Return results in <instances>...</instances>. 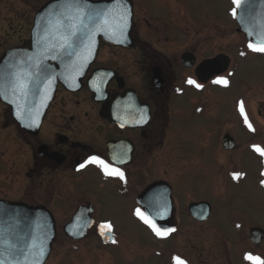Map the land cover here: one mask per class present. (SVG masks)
Listing matches in <instances>:
<instances>
[{
	"label": "rangeland",
	"instance_id": "obj_1",
	"mask_svg": "<svg viewBox=\"0 0 264 264\" xmlns=\"http://www.w3.org/2000/svg\"><path fill=\"white\" fill-rule=\"evenodd\" d=\"M44 1L38 0V7ZM33 2L20 3V15L11 24L7 3L0 0V22L6 19L5 25L0 24V51L16 44L8 40L28 38L29 21L37 14ZM178 8L184 28L194 36L177 48L163 43L160 47L223 54L229 60V72L218 79L227 84L214 86L209 101L204 96L193 105L190 94L176 104L183 114L174 115L168 124L170 165L155 164L145 172L150 173V181L155 177L171 185L177 203L175 231L169 239L158 238L136 214L131 191L122 197L110 185L87 186L94 217L111 225L114 242L101 244L94 228L81 242L72 243L62 227L76 202L71 196V201L50 198L47 206L55 215L57 238L46 264H177V259L184 264H251L246 259L249 254L264 259V239L256 246L248 239L251 228L264 230V156L255 151V147L264 149V54L252 52L246 39L236 33L233 0H182ZM153 9L165 11L164 6ZM225 133L236 142L232 153L221 148ZM23 146L18 163L22 175L29 161ZM198 201L212 209L205 223L194 221L188 212L189 205Z\"/></svg>",
	"mask_w": 264,
	"mask_h": 264
},
{
	"label": "flooded vegetation",
	"instance_id": "obj_2",
	"mask_svg": "<svg viewBox=\"0 0 264 264\" xmlns=\"http://www.w3.org/2000/svg\"><path fill=\"white\" fill-rule=\"evenodd\" d=\"M4 1L7 3L5 11L12 18L7 21L11 23L13 20L16 22L20 15L18 5L29 0ZM37 1L34 0L33 4L38 12L50 0H45L39 7ZM129 1L134 14L129 33L131 46L123 47L101 40L81 80L80 89L72 92L58 84L34 137L20 130L10 108L0 99V201L44 207L51 212L56 224L55 215L47 206L48 200L59 198L71 201V196L76 205L67 211L72 214L62 231L80 207L91 208V217L95 222L91 230L95 228L99 239L98 225L106 222L95 219V205L87 198L86 187L110 185L122 197L131 191L137 208L144 212L137 203L140 194L153 183H168L155 177L150 181V173H146L155 164L161 168L170 165L167 148L170 146L171 130L168 124H172L174 115L183 114V109L177 108L176 104L190 94L193 97L189 98V102L193 105L204 96L209 101L214 86L223 84L215 81L229 72V60L223 54L215 56L199 54L193 49L176 50L182 41L194 36L191 29L184 28L182 12L178 8L182 0ZM161 6L165 7L164 12L154 11L153 8ZM5 23L6 19L0 22L2 26ZM33 24L31 18L27 27L28 38L24 41L18 42L16 38L8 40L16 44L0 51L3 53L0 60L7 51L29 47ZM237 29L238 26L236 33L246 39ZM162 43L176 48L162 49ZM215 58L221 61V69L224 68L225 72L209 76L214 70L205 71L202 66ZM189 79L200 87L188 84ZM93 89L100 92L101 100L94 99ZM227 135L231 136L223 135L221 148L224 153H232L236 142L234 140L232 149H225L223 141ZM22 145L27 149L25 154L29 160L23 175L18 167ZM93 156L118 168L123 172L124 179L106 176L101 167L88 163ZM81 164L85 166L80 167ZM13 175L15 180L11 179ZM172 201V224L175 229L177 203L173 198V189ZM64 235L72 243L83 240L74 241Z\"/></svg>",
	"mask_w": 264,
	"mask_h": 264
},
{
	"label": "water",
	"instance_id": "obj_3",
	"mask_svg": "<svg viewBox=\"0 0 264 264\" xmlns=\"http://www.w3.org/2000/svg\"><path fill=\"white\" fill-rule=\"evenodd\" d=\"M74 2L82 5L80 11L87 17V27L79 28L75 35L66 39L73 23H79L72 19L76 9L65 7ZM125 9L128 13L127 28L120 36V16ZM235 9L237 32L245 35L249 44L259 46L264 41V0H240ZM102 12L106 14L107 24L105 18L99 15ZM133 15L129 0H50L37 12L29 48L7 51L0 60V99L10 108L14 121L22 131L31 136L38 133L59 83L72 92L80 89L81 80L101 40L113 45L131 46L129 33ZM221 67L218 58L202 66L205 71L214 70L209 76L224 73L225 69ZM93 92L94 99L101 100L100 92L96 89ZM223 146L227 150L232 149L235 146L233 138L225 136ZM137 203L157 227L162 231L169 230L167 236L159 237L167 239L173 229L171 186L165 182L153 183L140 194ZM211 211V206L205 201L188 207L190 216L199 223L206 222ZM92 212L91 208L80 207L63 228L64 234L75 241L84 239L94 226ZM101 225L109 224H100L97 228L103 244L108 245L113 241L112 227L110 232L105 227L102 235ZM56 235L54 217L46 208L0 201L2 264H45ZM248 239L254 245L261 244L264 230L252 228Z\"/></svg>",
	"mask_w": 264,
	"mask_h": 264
},
{
	"label": "snow or ice",
	"instance_id": "obj_4",
	"mask_svg": "<svg viewBox=\"0 0 264 264\" xmlns=\"http://www.w3.org/2000/svg\"><path fill=\"white\" fill-rule=\"evenodd\" d=\"M234 5L239 6L240 5V0H233ZM66 8H75L76 9V13L75 15L72 17L73 21H79L78 24L73 23V25L71 26V30L68 32L66 39L70 38L72 35H75V32L81 28V27H87V25L85 24V19L87 18L85 16L84 13H82L80 11L82 5L78 2H74V3H70L65 5ZM110 11V10H107ZM236 13L233 12V15H235ZM100 17L105 18V24L108 23L107 19H106V14L104 12L99 14ZM127 19H128V13L127 10L125 9L120 16V20L122 21V23L119 25V35L123 36L124 35V31L127 28ZM249 48H251L253 51L255 52H261L264 53V41L261 42V44L259 46L254 45V44H249ZM188 84L190 85H195L196 87H200L199 84H196L195 81L189 79L187 81ZM215 83H223V84H227V81L224 80H218L215 81ZM21 89L23 90V86L21 85ZM15 91V89H14ZM241 114L244 116L245 118V122L247 123V116L244 113V109H243V105H241ZM249 127H251V125L249 124ZM255 151H257L261 156H264V149H261L259 147H255ZM88 163L91 164H95L99 167L102 168V170L104 171V174L106 176H116L119 177L121 180L124 179V174L123 172H121L118 168L112 167L110 166L109 163L105 162L103 159H99L95 156L90 157L88 160ZM84 164H81L80 167H84ZM234 178H238V176H234ZM139 218L146 224L148 225L152 231L158 236V237H165L168 235V231L169 230H164L162 231L159 227H157L156 223L147 215L144 214V212H142L141 210L137 209V213H136ZM107 227L109 232L111 231V225H101V230H102V235L103 233V229ZM171 231H175V229H172ZM114 242V241H113ZM246 259L248 261L251 262V264H264V259L258 257V256H253L251 254L246 256ZM0 264H2V262H0ZM177 264H184L183 261L177 259Z\"/></svg>",
	"mask_w": 264,
	"mask_h": 264
}]
</instances>
